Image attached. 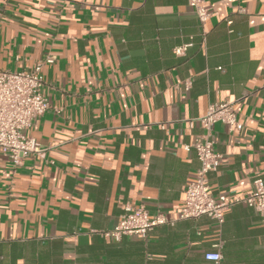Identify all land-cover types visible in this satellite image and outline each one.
<instances>
[{
  "label": "crops",
  "instance_id": "obj_1",
  "mask_svg": "<svg viewBox=\"0 0 264 264\" xmlns=\"http://www.w3.org/2000/svg\"><path fill=\"white\" fill-rule=\"evenodd\" d=\"M0 0V67L47 55L51 109L27 131L42 155L15 169L0 152V264H264V225L238 205L225 223L177 220L200 163L197 121L234 102L241 131L214 126V197L264 180V0ZM230 22V24H228ZM188 46L184 55L176 49ZM127 205L177 220L146 240L102 236Z\"/></svg>",
  "mask_w": 264,
  "mask_h": 264
},
{
  "label": "built area",
  "instance_id": "obj_2",
  "mask_svg": "<svg viewBox=\"0 0 264 264\" xmlns=\"http://www.w3.org/2000/svg\"><path fill=\"white\" fill-rule=\"evenodd\" d=\"M188 4L202 24L212 17V10L205 5L204 0H188ZM187 47L176 49L175 54L184 55ZM55 62V56L47 55L31 71H8L0 67V152L9 157L15 169L22 167L32 155L43 154L36 139L29 137L27 131L51 109L49 100L43 94L42 69L45 65H53ZM197 121L203 129V134L184 149L195 152L200 167L185 189L183 206L177 220H198L207 217L218 227H222L229 210L238 205H245L258 213L264 225L263 179L254 181L252 191L245 197L228 198L226 195H220L216 198L211 193L209 175L219 169L222 161V155L215 148L214 126L221 123L231 131L243 129L235 103L211 105L206 115ZM177 220L169 219L162 213L152 216L144 205H127L119 222L111 230L100 234L114 241H120L123 237L146 240L156 227L173 225ZM216 247L219 250L206 254L205 258L220 264L221 245Z\"/></svg>",
  "mask_w": 264,
  "mask_h": 264
}]
</instances>
